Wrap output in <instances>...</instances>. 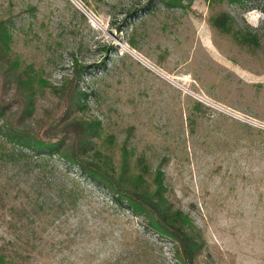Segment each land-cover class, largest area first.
<instances>
[{
  "label": "rangeland",
  "instance_id": "374dc122",
  "mask_svg": "<svg viewBox=\"0 0 264 264\" xmlns=\"http://www.w3.org/2000/svg\"><path fill=\"white\" fill-rule=\"evenodd\" d=\"M225 11L258 33V47L213 28L210 17ZM10 15L14 53L49 82L32 128L62 114L54 86L72 75L73 59L88 64L86 106L73 116L101 122L89 156L118 170L127 144L128 174L151 183L162 166L170 204L201 244L198 264H264V0H0V16ZM13 86L0 77V97ZM42 157L54 171L49 189L35 169L0 158V193L6 184V200L35 208L19 231L0 203V249L18 264H181L176 243L125 201L57 152Z\"/></svg>",
  "mask_w": 264,
  "mask_h": 264
},
{
  "label": "trees",
  "instance_id": "16d2710c",
  "mask_svg": "<svg viewBox=\"0 0 264 264\" xmlns=\"http://www.w3.org/2000/svg\"><path fill=\"white\" fill-rule=\"evenodd\" d=\"M181 1L167 0L168 3L174 4H179ZM208 1L213 6L215 3L239 0ZM28 9L35 11L36 8L29 5ZM210 22L217 32L230 35L233 41L240 46L258 47L260 45L258 33L253 28H239L235 17L230 12L213 14ZM13 25L11 15L0 16L2 87L7 89L14 82L13 96L8 100L0 97V117L6 118V110L11 109L12 103L17 104L14 114L6 118L0 126V132L5 139L0 147V158L5 163L16 165L19 170L22 166L35 169L40 177L37 183L41 188L49 189L54 183V171L46 165L42 156L57 152L69 164L79 166L86 175L104 185L117 200L125 201L134 214L144 216L150 228L162 236L171 238L176 243V257L181 264H198L196 259L201 244L186 229L191 225L189 216L180 209H174L170 204L166 195L165 170L162 166L155 170L151 183L143 173L128 174L132 151L127 144L122 146L121 164L118 170L111 171L109 167L89 156L90 150L96 147L95 138L101 135V122L73 116L77 108L86 106L88 92L82 82L85 73L90 68L88 64L74 58L72 75L64 77L60 85L54 86V90L60 95L62 101V114L55 121L41 131H36L27 123V118L35 109L39 89L47 86L49 82L34 67L24 64L14 53L12 48ZM7 140L20 148L8 147ZM3 185L0 193V203H3L1 206L9 213L10 224L21 231L25 227L23 225L25 220H28L27 223L30 224V220L35 219V208L31 209L25 204L6 200L10 188L6 184ZM39 204L37 202V205ZM30 225H26V228L29 229ZM15 240L20 241L19 235ZM9 243L11 246H17L13 240ZM23 243L33 244L30 238ZM11 251L5 253L0 249V264H18ZM20 256L23 258L21 259L23 263L30 257V254H20Z\"/></svg>",
  "mask_w": 264,
  "mask_h": 264
}]
</instances>
